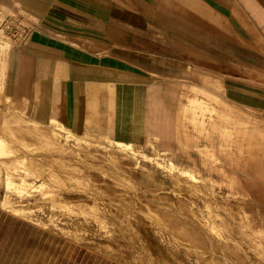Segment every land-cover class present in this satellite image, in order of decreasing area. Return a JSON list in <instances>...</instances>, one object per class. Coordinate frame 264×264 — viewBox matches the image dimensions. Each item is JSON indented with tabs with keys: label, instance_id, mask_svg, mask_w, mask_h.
<instances>
[{
	"label": "rangeland",
	"instance_id": "obj_1",
	"mask_svg": "<svg viewBox=\"0 0 264 264\" xmlns=\"http://www.w3.org/2000/svg\"><path fill=\"white\" fill-rule=\"evenodd\" d=\"M147 1L153 2V0ZM182 2L183 0H161L162 11L167 16H169L171 8L174 11H185L186 8L182 6ZM194 2L199 6L203 4L204 7H208L213 14L211 17L214 19L211 18L209 25L211 32L215 35L221 31V33L232 36L231 41L236 40L239 43L253 40L252 35L250 36L246 30V37L241 38V19L244 18L243 23L250 22L247 14L242 11L245 9L249 14L250 8L256 5L254 1L194 0ZM22 9L24 8L19 5L18 0H0V11L13 12L11 15L9 13L0 14V26L15 43V51L36 27L32 26V17L24 14ZM194 22L195 26H202V20L196 14ZM1 42L3 41L1 40ZM1 46L0 44V104H3L2 110L4 112L8 109L15 115L25 114L27 116L25 101L17 99L11 90L9 102L4 104L1 87L4 70L3 47L1 48ZM14 64L15 57L9 64L12 76ZM221 90L219 84L211 79V94L201 95V92L195 91L193 97L209 102L210 96H214L213 106L219 112L227 113L222 126L210 128L208 125L204 127L201 125L203 121L208 122V110L194 120L195 124L192 120V111L189 108L182 114L181 119L175 118L176 112L173 111L175 113L170 121L171 125L164 128L168 133L163 134L162 139H153L147 147L143 148L135 147V149L130 144H126L127 148H121L117 142L91 136H73L64 128H59L60 130L55 133V138L61 141L60 144L66 154L62 161L57 157H49L53 153L50 154L48 150L42 149V147H46L47 139H43L42 135L44 134L40 126L37 128L30 124L26 127V131L29 133L35 130L36 133L33 132L31 137H35L36 141H33V144L18 143V149H12L16 145L8 142L9 136L0 126V140H4L2 147L0 146V264H128L114 258L113 255H107L108 253L106 254L98 247L99 241L111 238L102 230V224L107 221L108 224L118 228L119 234L123 233L124 239L129 242L131 240V243L135 241L133 242L134 248L143 252L136 232L129 229L132 221L136 220L129 214L130 211L135 210L138 213L139 210L129 204L122 205L126 202L122 198V194L133 195L137 200L140 198V202L143 200L141 203L156 208L153 210L163 214H175V217L181 218L185 226H188L190 230L193 228V232L198 233L197 235L200 234L199 236H205L207 239L209 244L206 246L209 252L206 256L213 255L225 264H234V261L229 259V254H226L225 250L220 248L219 252L217 251L218 254L210 245V242L215 243V241L218 245L222 241L221 237L228 240L230 244L232 243V246L234 244L236 251L241 254L244 251L243 255H247V257H253L254 253L258 252V250L255 251L258 249L256 246L258 241L263 244L262 249L264 250V208H262L264 206V112L245 107L238 109L221 103L215 97V94H220ZM1 117L0 115V119ZM37 122L44 126L46 134L50 138L52 129L58 127L54 124L47 125L40 121ZM24 136L31 138L28 135ZM3 147L5 150L1 152ZM173 156H177L178 159ZM115 160H119V162L114 163ZM174 161L183 165V167L180 166L181 168L192 170L198 180L192 182L180 172L173 170L170 167V162L175 163ZM126 162L131 166L136 164V171H130V166L126 168ZM6 177L11 178L14 183L12 186H5ZM212 184L216 186L214 191L216 200H219L217 206L223 207L220 209L219 215L221 218L226 217L228 224L232 225L233 223V233L236 236L231 233L232 231L230 233L223 231L224 234L221 237L212 236L201 224L199 226L200 222L195 221L196 217L204 223L209 219L210 222L214 221V216L209 215V210L204 206L205 200H209L206 194L211 191L209 186ZM108 187L110 190L107 189ZM192 187L198 191L199 198L193 199L186 193L187 189ZM53 194H58V196L54 199L51 197ZM253 194H256L257 197ZM167 195L172 198H167ZM86 196L90 198L88 199ZM83 197L86 199L82 200ZM246 198L247 200H245ZM226 200H229L231 204H226ZM90 203L98 204L90 206ZM181 203L194 211L195 218L183 213ZM109 204L112 205V208ZM66 207L71 208L72 211H68ZM90 207L95 209L90 211ZM152 207L150 208L152 209ZM84 209L85 211L81 212ZM233 210L234 212H232ZM139 215L141 218L146 216L143 212H140ZM232 220L235 221L232 222ZM235 222L237 224H234ZM159 224H154L150 237L159 246L162 245L163 247H161L174 257L177 264H202L195 254L189 252L191 244H183L177 240L170 229L165 228L162 221H159ZM237 225L245 226L246 231L254 239L251 241H248L246 237L242 239L241 229H238ZM81 226L87 227L89 231H79ZM218 234H221L220 231ZM114 238L120 239L117 236ZM244 239H246L245 242ZM118 247L123 251L128 250V247L120 244ZM218 247L221 246L218 245ZM214 251L218 255L213 253ZM128 255L132 264H148L140 259L134 261L135 256L131 252H128ZM138 255L140 258V254ZM260 255L264 259V251L263 254L260 252ZM232 261L233 263H231Z\"/></svg>",
	"mask_w": 264,
	"mask_h": 264
},
{
	"label": "crops",
	"instance_id": "obj_2",
	"mask_svg": "<svg viewBox=\"0 0 264 264\" xmlns=\"http://www.w3.org/2000/svg\"><path fill=\"white\" fill-rule=\"evenodd\" d=\"M252 1L250 15L242 11L250 22L241 19V38L246 30L253 40L239 43L211 32L213 14L194 0H183L185 11L171 8L169 16L161 0H18L36 27L15 51L0 26L4 104L11 90L28 114L3 112L0 104V126L12 149L36 141L35 130L26 131L31 123L47 139L42 149L62 161L66 154L54 135L59 128L143 148L168 133L173 113L181 119L188 108L194 124L208 110L201 125L220 127L227 113L213 106L214 96L209 102L193 97L195 91L210 95L211 79L222 89L215 94L221 103L264 112V0ZM195 14L202 26H195ZM37 121L58 126L51 138Z\"/></svg>",
	"mask_w": 264,
	"mask_h": 264
},
{
	"label": "bare ground",
	"instance_id": "obj_3",
	"mask_svg": "<svg viewBox=\"0 0 264 264\" xmlns=\"http://www.w3.org/2000/svg\"><path fill=\"white\" fill-rule=\"evenodd\" d=\"M4 43V42H3ZM8 43V42H7ZM6 44V43H5ZM9 45H7V47H8ZM2 48V47H1ZM6 48V47H5ZM5 50V49H4ZM4 50H3V52H4ZM6 115H8V114H6ZM10 115V114H9ZM11 119V118H10ZM15 121V120H14ZM9 122H10V120H9ZM11 122H12V120H11ZM16 123V122H15ZM18 123H19V121H18ZM22 123H24V122H22ZM27 124V123H26ZM25 124V125H26ZM32 124V123H31ZM34 124V123H33ZM8 126V125H7ZM33 126V125H32ZM35 126V125H34ZM9 127V126H8ZM18 127V126H17ZM20 127V126H19ZM18 127V128H19ZM39 127V125L37 126V128ZM41 127V126H40ZM7 128V127H6ZM36 128V129H37ZM20 129V128H19ZM23 129V128H22ZM25 129V128H24ZM41 129V128H40ZM24 132V131H23ZM54 133V132H53ZM53 133H52V135H53ZM56 133V132H55ZM55 133H54V135H55ZM25 134V133H24ZM37 134H39V133H37ZM47 136V135H46ZM45 136V137H46ZM56 136V135H55ZM71 136V135H70ZM2 137V136H1ZM73 137V136H72ZM49 138V137H48ZM2 139V138H1ZM59 141V140H58ZM2 142H3V139H2V141H0V146L2 147ZM6 144V143H5ZM4 144V145H5ZM7 144H8V142H7ZM117 144L121 147V148H127L128 147V145H126V144H123V143H120V142H117ZM8 147V146H7ZM5 148H6V146H5ZM2 150H1V152L3 151V150H5L4 149V147L3 148H1ZM14 149H17V148H14ZM130 151V150H129ZM33 152V151H32ZM85 152V151H84ZM87 153V152H86ZM85 156V155H84ZM24 158V157H23ZM25 159V158H24ZM18 161H19V159H17ZM34 160V159H33ZM37 160V159H36ZM32 162V161H31ZM115 162H119V160H115L114 161V163ZM17 163V162H16ZM8 164V163H7ZM117 164V163H116ZM115 164V165H116ZM126 168H128L129 166L131 167V169H130V171H136V169H137V165L136 164H132V166H131V164L129 165L127 162H126ZM124 165V164H123ZM28 166H29V164H28ZM33 166V165H32ZM31 166V167H32ZM41 166V165H40ZM170 167L173 169V170H176L177 172H180L185 178H188V180H190V181H192V182H195V181H197L198 180V178H197V176H196V174L192 171V170H188V169H184V168H181L180 166H178V165H176L175 163H173V162H170ZM39 168V167H38ZM37 168V169H38ZM33 169V168H32ZM169 172V171H168ZM117 173V172H116ZM174 175H176V174H174ZM3 177V176H2ZM174 177V176H173ZM176 177V176H175ZM118 178V177H117ZM174 179V178H173ZM121 180V179H120ZM179 180H180V178H179ZM124 182V181H123ZM6 185L5 186H7V187H10V186H12L14 183H13V181L11 180V178L10 177H6ZM205 183V182H204ZM208 183V182H207ZM204 185V184H203ZM207 186V185H206ZM179 187H181V186H179ZM210 187V189H211V191H209L207 194H206V196H208V199L209 200H205V204H204V206L209 210V215H211V216H214V218H213V220L214 221H211V222H214V223H212L211 224V222H210V219L209 220H206V222L204 223V222H202V220L200 219V218H198V217H196V219H195V221L197 220L198 222H200L199 223V226H200V224H201V226L207 231V232H209L212 236H222V234H224L223 233V231H225V232H231V233H233V228H232V225H233V223H232V225L231 224H228L227 223V220L225 219V218H221L220 217V213H219V211H220V209L221 208H223V207H219V206H217V205H219V204H217L218 202H219V200H216V192L214 191V189H215V184H212L211 186H209ZM136 188V187H135ZM107 189H109V187L107 188ZM178 189V188H177ZM110 190V189H109ZM178 190H180V188L178 189ZM113 191V190H112ZM183 193V192H182ZM186 193L189 195V196H191V198H193V199H197V197H198V195L199 194H197L198 193V191L194 188V187H192V188H190V189H187V191H186ZM251 193H254V191H251ZM257 193V192H256ZM203 194V193H202ZM204 194V195H205ZM229 194V193H228ZM85 195H88V194H85ZM158 195H160L159 193H158ZM176 195V194H175ZM186 195V194H185ZM223 195V194H222ZM236 195V194H235ZM235 195H233V196H235ZM253 195H255L256 196V194H253ZM260 195V194H259ZM263 195V194H262ZM58 196V194L57 195H55V194H53V195H51V197H53L54 199L56 198ZM84 196V195H83ZM89 196H92V195H89ZM122 196V198L123 199H125L126 200V202H125V204H122V205H127V204H129V205H132L134 208H136V210H139V212L137 213V212H135V210H133V211H130V215L131 216H133V218H135L136 220L134 221H132V223L130 224V228L129 229H131V231H135L136 232V234H137V239H139V241H140V244L142 245V247H143V252H140V251H138L139 249H137V248H134V244H133V242H135V241H133L132 243H131V240H130V242L129 241H127L126 239H124L123 237H122V234H119L118 233V228L116 227V226H114V225H112V224H108L107 223V221H104V223L102 224V230H104L107 234H109L110 236H111V238L110 239H105V240H102V241H99L98 242V247H100L102 250H104L105 252H106V254L107 255H113L114 256V258H117V259H119V260H122V261H125V262H127L128 264H132L131 262V259H130V257H129V255H128V252L130 253H132V254H134V256H135V258H134V261L135 260H144V262L146 261V262H148V264H177L176 262V260L175 259H173L174 257H172L169 253H167L166 252V250H164L161 246H159V244H157V242H155V240H153L150 236H151V232L153 231V227H154V224L156 225V224H158V225H160L159 224V221H162L163 222V225L165 226V228H168V229H170L172 232H173V234H174V236L177 238V240H179L180 242H182L183 244H191V247L189 248L190 249V251L189 252H192L193 254H195L196 255V257H197V259H199L200 260V262L202 263V264H225V262H223V261H221V260H219V259H217L216 257H214L213 255H211L210 256V254H209V256H206V254H208V252L209 251H207L208 250V248H207V246L206 245H208L209 243L207 242V239L205 238V236H199V235H197L198 233H195V232H193L192 230H193V228H191L192 230H190L189 228H188V226H185V224L181 221V218H178V217H175L174 215H170V214H163L162 212H158V211H156V210H153V208H155V207H152V206H150V205H148V204H146V203H141L140 202V198H139V200H137L136 198H134V196L133 195H129V194H125V195H121ZM165 196V195H164ZM182 196V195H181ZM181 196H180V198H181ZM221 196V195H220ZM87 197V196H86ZM94 197V196H93ZM96 197V196H95ZM168 197H171V196H168L167 195V198ZM184 197V196H183ZM182 197V198H183ZM229 197V196H228ZM257 197V196H256ZM80 198H82V197H80ZM84 198V197H83ZM88 198V197H87ZM90 198V197H89ZM88 198V199H89ZM143 198V197H142ZM172 198V197H171ZM171 198H170V200H171ZM199 198V197H198ZM220 198V197H219ZM251 198V197H250ZM86 198H84V199H82V200H85ZM87 199V200H88ZM206 199H207V197H206ZM235 199H236V197H235ZM86 200V201H87ZM167 200V199H166ZM173 200V199H172ZM188 200V199H187ZM234 200V199H233ZM239 200V199H238ZM245 200H247V198L245 199ZM89 201V200H88ZM91 201V200H90ZM144 201H146V200H144ZM168 201V200H167ZM185 201V200H184ZM197 201V200H196ZM212 201V202H211ZM227 202H226V204H231V202L229 201V200H226ZM259 201V200H258ZM84 202V201H83ZM146 202H148L149 203V201H146ZM176 202H177V200H176ZM193 202V201H192ZM221 202V201H220ZM235 202V201H234ZM256 202H257V200H256ZM108 203V202H107ZM201 203V202H200ZM238 203V202H237ZM85 204V203H84ZM83 204V205H84ZM97 204L98 203H90L89 205L91 206V205H93V206H97ZM233 204V203H232ZM63 205V204H62ZM68 205V204H67ZM194 205H195V203H194ZM199 205V204H198ZM237 205H239V204H237ZM252 205V204H251ZM54 206V205H53ZM109 206H111V208H112V205H110L109 204ZM181 206L183 207V208H181L182 209V211H183V213L184 214H186V215H189V216H193L194 215V211H191L189 208H187L186 206L187 205H184V203H181ZM189 206V205H188ZM221 206H223V205H221ZM254 206V205H253ZM150 207H152V209L150 208ZM231 207V206H230ZM242 207H244L245 208V206H242ZM241 207V208H242ZM250 207V206H249ZM252 207V206H251ZM61 208V207H60ZM67 208V210L68 211H72V209L71 208H69V207H66ZM91 209H90V211H93L94 209L92 208V207H90ZM114 208V207H113ZM229 208V207H228ZM238 208V207H237ZM262 208H264V206L262 207ZM88 209V208H87ZM115 209V208H114ZM156 209V208H155ZM224 209H226V208H224ZM233 209H234V207H233ZM239 209V208H238ZM98 210V209H97ZM159 210V209H158ZM207 210V211H208ZM228 210V209H227ZM255 210V209H254ZM263 210V209H262ZM85 211V209L82 211L81 210V212H84ZM96 211V210H95ZM115 211H116V209H115ZM238 211V210H237ZM96 212H98V211H96ZM112 212V211H111ZM110 212V213H111ZM140 212H143L146 216L145 217H143V218H141L140 217V215H139V213ZM166 212V211H165ZM232 212H234V210L232 211ZM99 213V212H98ZM108 213V212H107ZM167 213V212H166ZM222 213V212H221ZM223 213H225V212H223ZM238 213V212H237ZM262 213V212H261ZM173 214V213H172ZM207 214V213H206ZM229 214V213H228ZM239 214H240V211H239ZM243 214V213H242ZM208 215V216H209ZM222 215V214H221ZM226 215V214H225ZM237 215V214H236ZM241 215V214H240ZM263 215V214H262ZM142 216V215H141ZM188 216V217H189ZM228 216V215H227ZM239 216V215H238ZM248 216V215H247ZM246 216V217H247ZM264 216V215H263ZM215 217H216V219H215ZM217 217H219V218H217ZM249 217V216H248ZM192 218H195L194 216L192 217ZM205 218V217H204ZM209 218V217H208ZM211 218V217H210ZM229 218H230V216H229ZM236 218V217H235ZM240 218V217H239ZM206 219V218H205ZM212 219V218H211ZM232 219H234V218H232ZM245 219V218H244ZM247 219V218H246ZM237 220V219H236ZM239 220V219H238ZM241 220V219H240ZM262 220V219H261ZM116 221V220H115ZM233 221H235V220H232V222ZM248 221V220H247ZM114 222V221H113ZM229 223H231L230 221H228ZM264 222V221H263ZM197 223V222H196ZM216 223H218V224H216ZM240 223H242V221H240ZM114 224V223H113ZM234 224H237L236 222L234 223ZM157 225V226H158ZM187 225V224H186ZM125 226V225H124ZM163 226V227H164ZM198 226V225H197ZM198 226V227H199ZM234 226H236V225H234ZM247 226V225H246ZM237 227H238V229H241V233H242V239L244 238V237H246V239L248 238V241H251V240H253L254 238L248 233V231H246V227L245 226H240V225H237ZM66 228V227H65ZM258 229H259V227H257ZM162 229V228H161ZM237 229V230H238ZM121 230V229H120ZM157 230H159V229H157ZM164 230H167V229H164ZM197 230V229H196ZM79 231H81V232H87V231H89V229L87 228V227H83V226H81V230L79 229ZM123 231V230H122ZM127 231H128V228H127ZM198 231V230H197ZM220 231V233L221 234H218V232ZM236 231V230H235ZM239 231V230H238ZM264 231V230H263ZM263 231H262V233H263ZM159 232H161V231H159ZM158 232V233H159ZM237 232V231H236ZM252 232V231H251ZM205 233V232H204ZM228 233V234H229ZM254 233V232H253ZM206 234V233H205ZM216 234V235H215ZM218 234V235H217ZM234 234V233H233ZM237 234V233H236ZM239 234V233H238ZM258 234H260V233H258ZM264 234V233H263ZM231 236H232V234H230ZM229 235V236H230ZM119 237L120 239H113V237ZM126 236V235H125ZM133 236V235H132ZM227 236V235H226ZM228 236V238L229 239H231L230 237ZM234 236H236L235 234H234ZM233 236V237H234ZM238 236V235H237ZM255 236V235H254ZM256 237V236H255ZM213 238V237H212ZM222 238V241H220L219 242V244L218 245H220L221 247H218V245H216V241H215V243H211L210 242V245L213 247V249H215V251L217 252H219V249L220 248H222L223 250H225L224 252L226 253V254H229V259L230 260H233L234 261V264L235 263H237V264H264V259L261 257V255H260V252H261V254H263V249H262V243L260 242V241H258V244L256 245L257 247H258V249H255V251L256 250H258V252H256V253H254V255H253V257H247V255H243V253H245L242 249H240V250H242L243 251V253L241 254L240 252H238V251H236L235 250V248L234 247H236V246H234V244H233V246L228 242V240H226V239H224V237H221ZM236 238H240V237H236ZM217 239V238H216ZM241 239V240H242ZM246 239H244V242H245V240ZM129 240V239H128ZM134 240H136L135 238H134ZM162 240V239H161ZM232 240V239H231ZM240 240V239H239ZM258 240V239H257ZM257 240H256V242H257ZM137 241V240H136ZM170 241V240H169ZM264 241V240H263ZM161 242V241H160ZM240 242V241H239ZM244 242H243V244H244ZM252 242H250V244H251ZM255 243V242H254ZM123 245V246H126V247H128V250H126V251H123V250H121L119 247H118V245ZM230 244V245H229ZM249 244V243H248ZM253 244V243H252ZM96 245H97V243H96ZM137 245V244H136ZM135 245V246H136ZM238 247H239V244L237 245ZM245 246V245H244ZM242 247V246H241ZM247 247V246H246ZM249 247H251V246H249ZM264 247V246H263ZM238 250H239V248H238ZM250 250H251V248H250ZM215 251L213 252V253H215ZM252 251V250H251ZM170 252V251H169ZM217 252V253H218ZM246 252H247V249H246ZM250 252V251H249ZM253 252V251H252ZM217 253H215V254H217ZM222 253V252H221ZM138 254H140V258H139V255ZM143 254H145V255H143ZM219 254V253H218ZM217 254V255H218ZM138 255V256H137ZM221 255H223V254H221ZM192 256V255H191ZM224 257V256H223ZM226 258H227V256H226ZM228 259V258H227ZM199 260H197L198 262H199ZM233 261L231 262V263H233ZM141 262V261H140ZM178 262H179V260H178ZM230 262V261H229ZM141 264V263H140ZM187 264V263H186Z\"/></svg>",
	"mask_w": 264,
	"mask_h": 264
}]
</instances>
